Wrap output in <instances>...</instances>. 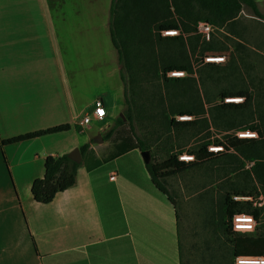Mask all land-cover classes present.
I'll use <instances>...</instances> for the list:
<instances>
[{
    "label": "crops",
    "instance_id": "1",
    "mask_svg": "<svg viewBox=\"0 0 264 264\" xmlns=\"http://www.w3.org/2000/svg\"><path fill=\"white\" fill-rule=\"evenodd\" d=\"M111 4L0 0V139L72 126L0 149V264H181L179 212L137 149L91 171L81 164L48 204L32 195L46 157L110 148L96 141L94 111L102 101L111 124L124 106Z\"/></svg>",
    "mask_w": 264,
    "mask_h": 264
},
{
    "label": "trees",
    "instance_id": "2",
    "mask_svg": "<svg viewBox=\"0 0 264 264\" xmlns=\"http://www.w3.org/2000/svg\"><path fill=\"white\" fill-rule=\"evenodd\" d=\"M248 8L254 16L261 17L256 0H112L110 9V31L119 61L127 72L130 84L135 82L138 65L142 58H147L154 75L160 79L164 89L161 100L163 112L169 129L185 131L201 128L208 130V138L200 151H191L189 155L207 154L209 147H223L221 155L234 157L236 169L243 168L246 162L253 163L250 173L254 176L259 188H236L226 193L218 205L212 209L209 217L210 225L221 230L227 236V248L220 249L217 264H235L236 258L264 257V211L248 201H235L234 196L248 197L264 193V116L260 115L257 125H251L255 112L252 110L254 96L249 89H225L220 98H241L240 103H222L216 106L221 114L206 116L205 108L200 100H192L191 94L196 92L194 70L190 59L189 44L200 39L197 25L207 22L213 27H229L233 29L241 12ZM166 31H179L178 36L163 37ZM233 32V31H232ZM239 45V44H238ZM191 47V48H192ZM212 52L211 43L203 47ZM144 64V63H143ZM172 72H185V78L171 77ZM121 79L125 78L121 71ZM127 97V90H126ZM181 100H178L179 98ZM128 103V99L126 100ZM179 117H190L180 120ZM120 128L109 131L103 138L110 140V148L106 154L98 158L89 143L80 146L83 164L88 171L107 163L131 150L152 151V146L142 142L134 132L125 127L123 118H119ZM81 130V127H76ZM216 128L222 137L213 136ZM72 129L70 124L59 125L45 130L28 133L15 138L1 140L0 149L4 146L29 141L47 135L58 134ZM251 130L257 132V138H239L237 131ZM199 131V130H197ZM233 131V133H230ZM235 131V132H234ZM184 153V152H183ZM224 153V154H223ZM182 154V153H181ZM81 164L74 162L68 154L48 156L45 159V173L32 184V195L38 203L52 202L58 193L64 192L76 183L77 170ZM188 164L179 160L178 155L159 160L151 152V161L146 164L151 180L156 188L167 195L178 210L177 201L167 187V179ZM245 213L255 217L258 226L254 234L236 233L232 229L231 219L235 214ZM179 219V214H178ZM226 242V241H225ZM214 258V257H213ZM182 264V262H181Z\"/></svg>",
    "mask_w": 264,
    "mask_h": 264
},
{
    "label": "rangeland",
    "instance_id": "3",
    "mask_svg": "<svg viewBox=\"0 0 264 264\" xmlns=\"http://www.w3.org/2000/svg\"><path fill=\"white\" fill-rule=\"evenodd\" d=\"M256 2L261 17L254 16L250 9L245 8L233 29L213 27L209 39L197 32L200 39L192 41L193 47L189 44L193 77L199 92L198 95L193 92L190 97L196 101L200 98L206 116L210 119L211 115L221 114L216 106L227 103L220 98V92L225 89H249L253 94L252 110L255 115L251 125H257L259 116H264V0ZM209 43L215 49L212 52L203 50ZM207 57H225V61L210 62L206 60ZM138 65L135 82L130 84L129 75L121 64L125 78L124 106L121 114L111 119V124L106 117L101 120L102 138L109 131L120 128L119 118L122 117L125 127L132 130L142 142L151 145L152 155L159 160L200 151L208 138V130L169 129L163 112L167 104L161 100L164 89L160 79L154 75L147 58H142ZM187 76L190 75L176 78ZM229 99H239V102L232 101L234 103L243 101L241 98ZM212 132L215 138L223 136L216 128ZM109 141L104 140L103 143ZM220 152L209 149L207 154L202 152L199 156L193 155L195 159L186 162V168L167 179V187L178 204L182 264H217L220 249L227 248V236L210 225L212 209L233 189L260 187L250 173L253 163L246 162L243 168L236 169L237 159L227 154L223 156ZM260 193L263 192L259 190Z\"/></svg>",
    "mask_w": 264,
    "mask_h": 264
},
{
    "label": "built area",
    "instance_id": "4",
    "mask_svg": "<svg viewBox=\"0 0 264 264\" xmlns=\"http://www.w3.org/2000/svg\"><path fill=\"white\" fill-rule=\"evenodd\" d=\"M213 26L208 24L207 22H200L197 25V32L202 35L203 37L209 39L211 33L213 32ZM179 31H166L163 33V35L167 36H174L178 35ZM207 61L210 62H223L225 61V57H207ZM185 72H172L170 76L172 77H183L185 76ZM231 100L233 99H225V102L227 103H234ZM242 100V99H240ZM239 102V101H237ZM102 113V114H101ZM106 117V110L102 103V101H97L95 103V111H94V118L98 120H103ZM180 120H189L190 117H179ZM92 121V116L87 115L83 117L81 120V125L89 124ZM236 136L239 138H257V132L251 131V130H245V131H237ZM210 150H213L215 152L223 151V147L221 146H215L212 145L209 147ZM194 157L193 155L183 154L179 155L178 158L181 161L189 162L187 160H182L181 157ZM195 159V157H194ZM192 159V160H194ZM190 160V161H192ZM111 179H114V176L111 177ZM235 201H248L253 204V206L257 208H261L264 211V193H260L257 196H248V197H240L236 196L233 197ZM231 225L232 229L236 233H242V234H254L256 232L258 221L255 219L253 215L245 214V213H239L235 214L231 219ZM235 264H264V257L262 258H245V257H238L236 258Z\"/></svg>",
    "mask_w": 264,
    "mask_h": 264
},
{
    "label": "water",
    "instance_id": "5",
    "mask_svg": "<svg viewBox=\"0 0 264 264\" xmlns=\"http://www.w3.org/2000/svg\"><path fill=\"white\" fill-rule=\"evenodd\" d=\"M96 141L99 143H102L104 140L102 136L99 134L96 137ZM142 158L146 164H148L151 161V152L149 150H145L141 152ZM68 156L70 159H72L74 162L81 164L83 162V156L81 154L80 148L77 147L74 150H72L70 153H68Z\"/></svg>",
    "mask_w": 264,
    "mask_h": 264
},
{
    "label": "clouds",
    "instance_id": "6",
    "mask_svg": "<svg viewBox=\"0 0 264 264\" xmlns=\"http://www.w3.org/2000/svg\"><path fill=\"white\" fill-rule=\"evenodd\" d=\"M181 159L182 160L190 161V160L194 159V157H187V156H185V157H181Z\"/></svg>",
    "mask_w": 264,
    "mask_h": 264
},
{
    "label": "bare ground",
    "instance_id": "7",
    "mask_svg": "<svg viewBox=\"0 0 264 264\" xmlns=\"http://www.w3.org/2000/svg\"><path fill=\"white\" fill-rule=\"evenodd\" d=\"M231 101H234V102H235V101H239V99H233V100H231Z\"/></svg>",
    "mask_w": 264,
    "mask_h": 264
},
{
    "label": "snow or ice",
    "instance_id": "8",
    "mask_svg": "<svg viewBox=\"0 0 264 264\" xmlns=\"http://www.w3.org/2000/svg\"><path fill=\"white\" fill-rule=\"evenodd\" d=\"M102 114V113H101Z\"/></svg>",
    "mask_w": 264,
    "mask_h": 264
}]
</instances>
